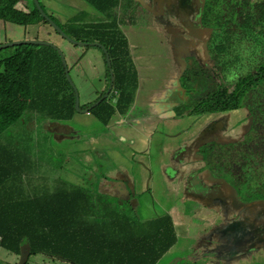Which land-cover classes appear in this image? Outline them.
I'll return each instance as SVG.
<instances>
[{
	"label": "trees",
	"instance_id": "16d2710c",
	"mask_svg": "<svg viewBox=\"0 0 264 264\" xmlns=\"http://www.w3.org/2000/svg\"><path fill=\"white\" fill-rule=\"evenodd\" d=\"M20 1L0 0V19L24 26L49 25L32 0V7L27 11L16 7ZM85 1L109 21L76 25L69 20L61 23L51 14L48 16L67 36L65 27L70 24L74 26L71 31L78 37L92 34L91 40H73L84 41L85 46H97L103 53L100 44L109 54L113 73L112 101L108 102L107 97L92 108V104L85 107L106 122L115 112L123 113L130 106L137 88V74L126 37L119 31L116 17L110 18L119 0ZM254 12L258 29L255 31L250 26L251 16L248 15L246 22L244 13L241 34L247 38L248 30L259 42L255 48L264 50L260 41L264 27H259V22L264 26V4H259ZM202 16L204 24L223 25L211 2L203 8ZM227 22L230 26L231 22ZM232 34L229 29L223 30L221 43H216L212 36L210 65L191 60L179 72L183 95L180 115L228 111L250 104L256 89L264 94V56L249 58L248 63H244L237 50L238 41ZM54 46L15 45L13 55L0 59V135L26 111L38 112L51 121L71 120L77 112L75 90L64 73L63 53ZM105 66L106 91L110 73L106 62ZM67 67L70 72L68 64ZM251 109L255 140L237 142L235 146L226 143L217 148L210 141L201 144L199 150L212 176H226L240 195L257 199L264 197V106ZM5 152L7 149L0 140V247L19 253L21 246H26L32 256L43 254L67 264H157L175 244L176 231L168 213L142 220L135 214L130 200L60 180L51 191L24 196L5 193L2 185L9 178Z\"/></svg>",
	"mask_w": 264,
	"mask_h": 264
},
{
	"label": "crops",
	"instance_id": "0c3cea01",
	"mask_svg": "<svg viewBox=\"0 0 264 264\" xmlns=\"http://www.w3.org/2000/svg\"><path fill=\"white\" fill-rule=\"evenodd\" d=\"M126 1L119 0L117 7L132 11L128 18L114 12L110 18L116 17L136 70L133 101L106 122L90 111L76 112L68 121H52L56 123L50 124L54 131L50 141L56 153L64 156L58 179L130 200L142 220L168 213L176 242L157 264H264V202L245 204L227 185H212L215 179L202 159L181 166L182 153L187 155L183 147L196 140L197 120L217 115L179 114L183 99L178 81L183 68L179 49L196 48L192 42L206 38L208 32L200 27L185 28L186 33L173 30L176 19L171 17V24L166 25L167 16L156 18L157 13L147 21H136L135 1L125 10ZM24 2L16 7L27 11ZM40 2L61 23L88 24L106 18L85 0ZM179 10L181 17H189L186 10ZM39 26L37 39L47 40L49 31ZM71 54L69 64L75 68L85 52L72 50ZM97 77L102 83L106 72L102 70ZM196 167L199 171H191Z\"/></svg>",
	"mask_w": 264,
	"mask_h": 264
},
{
	"label": "rangeland",
	"instance_id": "374dc122",
	"mask_svg": "<svg viewBox=\"0 0 264 264\" xmlns=\"http://www.w3.org/2000/svg\"><path fill=\"white\" fill-rule=\"evenodd\" d=\"M199 1L200 0H190L192 6L194 4L197 6ZM174 2L178 3L179 0H174ZM131 4L132 0H127L124 4V9H127V5L129 6ZM31 7V1L25 0L24 9L29 10ZM140 9L136 8L135 10V15H139L135 16L136 21H147L149 15ZM112 12L126 20L129 16L128 14L132 11H123L122 7H117L112 9ZM100 19H103L105 22L109 21V18H98L96 23L100 22ZM90 22L88 24H90ZM38 24L43 25L45 29L49 31V36L45 41L56 45L62 51L70 68V77L78 92L79 106L85 109L86 106L93 104L98 99L99 95L105 91L107 85L106 78L102 83H99L97 80L98 73L102 70L106 72L105 57L102 51L94 45H74L63 39L49 25L44 23ZM38 24L24 26L12 22H4L0 19V45L14 41L37 39V32L41 31V26ZM72 27H74L72 24L65 27L66 33L72 37L70 38L68 36L70 39H92V34L88 36L83 34L78 37L71 31L70 28ZM89 29L91 28L89 27ZM80 40L79 42H84ZM60 42L64 43L58 45ZM72 50L77 52L82 50L85 52V55H82V59L75 68H72L69 64V58H72ZM13 53V46L2 48L0 49V59L13 55ZM112 95L113 90L108 98ZM242 119V112L220 115L214 118L213 116L200 117L196 122L199 124L196 140L186 145V147H183V150L187 151V155H184V152L182 153L183 163L181 166L196 163L198 158L196 156L197 145L204 140L217 136H222L223 140H225L240 133L246 125V121ZM51 123V120L42 117L40 113L30 110L24 112L15 124L1 133L0 140L7 149L4 160L5 166L9 172V178L5 181L4 185H2L5 193L9 195L20 194L21 196H24V194L34 195L44 190L51 191L58 183V171L64 156H59L56 153L50 141L54 132L50 127ZM24 158H26V161H24ZM191 171L196 173V171H199V167L191 168ZM211 181V184L215 185L216 181ZM207 191L209 190H206L205 194L208 193ZM6 260H11V263H8ZM14 260V256H9V254L6 253V249L0 247V264H14ZM19 260L18 264H66L64 261L44 255H38L26 261L25 253L23 256L20 254Z\"/></svg>",
	"mask_w": 264,
	"mask_h": 264
},
{
	"label": "flooded vegetation",
	"instance_id": "af4514ba",
	"mask_svg": "<svg viewBox=\"0 0 264 264\" xmlns=\"http://www.w3.org/2000/svg\"><path fill=\"white\" fill-rule=\"evenodd\" d=\"M134 1H135V9L141 8L140 10L148 14L151 18L156 13H157V15H155L156 18H163L167 16L166 18L168 19L166 20V23H165L166 25L171 24V22H169L170 21L169 19H171V17L173 19H176V22L178 25L176 24V27L173 26L172 28L173 30L181 29L180 32L182 31V33L183 32L186 33L187 28L191 29L194 27H200V28H204V30L208 32L206 38L201 37L199 40H194L195 42H192L196 44L197 46L196 48L194 46V48L184 47L185 49H182V48L179 49L180 50L179 52L182 54L180 58L182 60L181 62L183 64V68L191 60H196L197 62H201L206 66L210 65V60L212 58V54H210L211 53L210 52V47H211L210 40L212 36H214L216 43L223 42V30H228V29L229 31L233 32L232 37H234V40L238 41L237 50H238L239 55L243 56L244 63H248L249 58L252 59V58H257L258 56L259 57L264 56V50L260 48L259 49L255 48V46L259 45V42L256 39H253L254 37L250 35L248 30L247 32L249 36L247 38H244V36L241 34V29H242L241 22H242L244 13L246 17V22L248 21V15L251 16L252 20L250 21V26L255 31L256 29H258V26L255 25L256 22H255V19L253 18V15L255 14L254 11L256 10L258 5L261 3L264 4V0H200L199 3H197L198 4L197 6H195V4L192 6L190 0H179L178 3L174 2V0H134ZM210 2L213 5V9L216 10L217 15L219 16L218 19L223 23L222 26H216V25L211 26V25L203 23V16H202L203 8L205 7L207 3H210ZM179 8H181L182 10H186V12L189 13V17H187V19L185 15H182L181 17ZM227 20L231 22L230 26ZM259 23L261 24L259 26L260 28L264 27L262 25V22H259ZM260 41L263 42L264 44V36L260 39ZM254 49H256L255 52H253ZM252 95H253V100L250 102V104L242 105L236 109H232L228 111L215 112L217 114L216 117L220 115L235 113V112H242V115H243L242 120L246 121V125L243 128V130L237 135L236 134L233 135L232 138L230 139L223 140L222 136H217V137L211 138L210 140L205 141L204 143L213 141L215 143V148H217V146H221L226 143L231 144L232 146H235L237 142L248 143L251 140L252 141L255 140L256 132L252 130L254 118L252 115L251 108L253 106H259V105L264 106V94L259 89H256L252 93ZM201 144L202 142L200 143V145ZM197 157L199 159H202L203 157L199 149L197 151ZM215 178H219L215 180L216 181L215 184L223 183L224 185H227V184L230 185L227 182L228 180L226 176L215 177ZM228 188L230 190L229 186ZM236 193L239 197V200L245 204H248V203L252 204V203L259 202V201L264 202V197L254 199L251 197H244L243 195H240L237 190H236ZM23 247H24V253L26 255V261H28L30 258H35L38 255H43V254H38V255L32 256L28 253L27 247L21 246L22 250H23ZM6 253L9 254V256L15 257V260L13 261V263L15 262L14 264L19 263L21 250L19 253H14V252L6 250ZM6 261L8 263H11V260H6Z\"/></svg>",
	"mask_w": 264,
	"mask_h": 264
},
{
	"label": "water",
	"instance_id": "95a60500",
	"mask_svg": "<svg viewBox=\"0 0 264 264\" xmlns=\"http://www.w3.org/2000/svg\"><path fill=\"white\" fill-rule=\"evenodd\" d=\"M34 5L37 7V9L39 10L40 14L42 15V17L49 23V25L65 40H67L68 42L72 43V44H77L79 46H85L87 43L86 42H79V41H74L72 39H70L62 30L61 28L52 20L50 19V17L48 16V13H45L39 6V1L38 0H32ZM20 44H49L53 47H55L53 44H51L50 42L48 41H45L43 39H33V40H24V41H14V42H9V43H6V44H2L0 45V49L2 48H5V47H9V46H15V45H20ZM94 44V43H93ZM102 50H103V53H104V57H105V62H106V65H107V68L109 70V73H110V83H109V86L106 90V92L102 95L101 98H99L96 102H94L90 108L96 106L98 103H100L103 99L107 98L109 96V93L111 92L112 90V86H113V73H112V68H111V62H110V57H109V54L107 53L106 49L104 47H102V45L98 44ZM58 49V48H57ZM61 58H62V61H63V65H64V73H65V77L67 79V81L70 83V85L73 87V89L75 90V109L77 112H84V113H88L89 112V109L90 108H86L84 110H80L78 105H79V99H78V92H77V89H76V86L75 84L73 83V81L71 80V77H70V74H69V70H68V67H67V62L65 60V57L61 54ZM181 59V58H180ZM182 61V60H181ZM53 123H56V122H52ZM209 172V170H208ZM209 175H211V177L215 180L219 179V178H215L214 176H212V174L209 172ZM223 180V179H222ZM228 185V184H227ZM230 187V189H232L235 193V195L237 196V198L239 199L237 193H236V190L228 185ZM208 192V191H207ZM21 255L23 256L24 255V252L23 250L21 249Z\"/></svg>",
	"mask_w": 264,
	"mask_h": 264
}]
</instances>
